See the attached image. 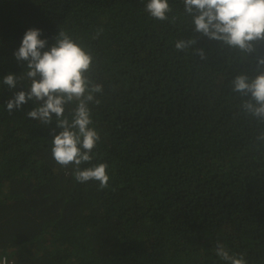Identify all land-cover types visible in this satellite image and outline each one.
Returning a JSON list of instances; mask_svg holds the SVG:
<instances>
[{
	"label": "trees",
	"instance_id": "16d2710c",
	"mask_svg": "<svg viewBox=\"0 0 264 264\" xmlns=\"http://www.w3.org/2000/svg\"><path fill=\"white\" fill-rule=\"evenodd\" d=\"M148 0H0V258L15 264H228L217 243L247 264H264V125L242 112L231 91L239 74L254 77L257 51L241 54L191 28L182 0L169 19ZM175 17V19H173ZM39 29L47 51L59 31L93 55L102 93L89 103L100 140L81 169L108 165V187L77 182L55 162L56 128L30 119V89L14 52ZM195 39L200 60L178 52ZM17 88L3 83L7 74ZM75 102L65 107L71 121ZM54 130V131H53Z\"/></svg>",
	"mask_w": 264,
	"mask_h": 264
},
{
	"label": "clouds",
	"instance_id": "9594fccd",
	"mask_svg": "<svg viewBox=\"0 0 264 264\" xmlns=\"http://www.w3.org/2000/svg\"><path fill=\"white\" fill-rule=\"evenodd\" d=\"M182 3L183 13L191 19L193 31L219 42L222 47L241 54H252L257 51L256 44L264 42V0H182ZM145 11L163 22L169 19L168 14L173 9L169 0H148ZM41 35L39 29L27 30L20 47L14 52L17 62L26 65V78L31 84L28 91L15 92L6 101L5 108L12 112L21 110L22 105L29 101L37 102L38 106L26 115L44 125H50L55 117L56 128L61 129L53 135L51 152L55 162L65 168L74 166L77 182L97 181L101 189L107 188V164L80 167L92 161V150L100 140L98 132L90 127L89 103H99L95 95L103 91L102 85L91 78L93 55L63 31H59L55 43L43 51L47 41L40 39ZM195 44V39H180L176 41L175 49L183 53L191 52L200 60H205L204 50L194 47ZM256 64L257 74L254 77L236 75L230 86L231 91L241 98L239 107L243 114L264 125V56H259ZM22 78L10 73L4 76L3 83L8 89H15ZM74 102L76 106L69 121L64 115L65 107ZM256 140L264 143V128L259 131ZM216 255L228 264H247L243 255L239 258L230 255L222 243H217ZM3 264H7L6 257Z\"/></svg>",
	"mask_w": 264,
	"mask_h": 264
},
{
	"label": "built area",
	"instance_id": "2783aa9c",
	"mask_svg": "<svg viewBox=\"0 0 264 264\" xmlns=\"http://www.w3.org/2000/svg\"><path fill=\"white\" fill-rule=\"evenodd\" d=\"M3 258H5V257L0 258V264H3ZM7 264H15V263L11 258H7Z\"/></svg>",
	"mask_w": 264,
	"mask_h": 264
}]
</instances>
